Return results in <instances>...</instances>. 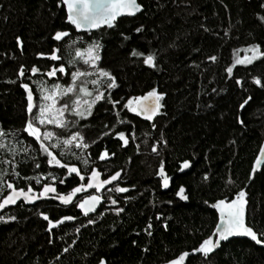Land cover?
Returning a JSON list of instances; mask_svg holds the SVG:
<instances>
[{
	"label": "trees",
	"instance_id": "trees-1",
	"mask_svg": "<svg viewBox=\"0 0 264 264\" xmlns=\"http://www.w3.org/2000/svg\"><path fill=\"white\" fill-rule=\"evenodd\" d=\"M58 2L0 0V130L9 133L2 141L8 147L0 149V162L10 161L0 163V173H6L3 179L17 188L26 190L31 185L38 193L49 183L56 194H67L84 185L92 169L107 175L120 172L116 184L128 190L105 191L116 203L105 202L87 217L75 206L86 191L77 193L70 205L47 198L5 210L0 214L5 217L0 221V264H97L101 259L108 264H169L183 252L189 253L184 264H264V247L249 239L222 243L207 258L192 252L217 224V211L211 205L230 200L245 188L264 142V57L251 64H233L249 45H259L264 52V22L260 19L264 0H139L144 7L140 14L118 19L113 28L81 33L66 22V9L57 7ZM137 27L141 32L135 31ZM56 31L69 35L56 41L52 38ZM17 36L22 47H17ZM94 40L102 45L98 66L116 81L110 90L103 81L99 90L120 103L113 108L107 99L98 101L92 115L79 119L75 127L54 131L61 138L83 133L87 149L73 145L64 149V156L59 155L60 148L51 149L62 164L77 167L84 176L81 180L75 173L48 165L34 138L22 130L28 114L20 84H29L36 100L35 82L41 79L46 84L67 85L72 71L91 70L83 62L70 66L68 61L74 59L76 48L84 49ZM54 48L61 57L58 61L47 58ZM133 49L145 55L154 53L156 67L143 64V57L130 56ZM209 56L216 60H208ZM60 64L65 66L64 75H42ZM20 65L24 77L17 75ZM33 65L41 72L29 79ZM230 66L231 75L225 70ZM254 78L261 84L256 85ZM87 87L94 90L96 86L88 83ZM153 88L164 95L152 121L123 107L129 98ZM248 97L241 109L239 105ZM117 113L123 123H117ZM117 132L125 133L126 145ZM101 152L107 153L103 160L98 159ZM183 161L192 166L181 173ZM161 163L172 177L167 191L157 177ZM13 166L19 177L11 175ZM36 176L42 177L39 185L23 179ZM182 185L187 202L176 196ZM7 192L0 187V198ZM247 200L248 225L260 237L264 232V167L247 187ZM40 212L53 221L66 216L75 219L49 231ZM12 216L15 219L9 220Z\"/></svg>",
	"mask_w": 264,
	"mask_h": 264
},
{
	"label": "snow or ice",
	"instance_id": "snow-or-ice-1",
	"mask_svg": "<svg viewBox=\"0 0 264 264\" xmlns=\"http://www.w3.org/2000/svg\"><path fill=\"white\" fill-rule=\"evenodd\" d=\"M61 5L66 9V22L74 26L78 31H91L93 29H99L102 26L113 28L115 27L117 17L122 15L132 16L141 11V5L137 3V0H59L57 7H60ZM261 7L264 8V4H262ZM260 19L264 22V17H261ZM135 31L139 33L141 32V28L137 27ZM68 35L69 33L67 31H56L52 38L56 41H60L63 37ZM124 39H128V37H124ZM16 43L17 47H22L19 36L16 37ZM75 43L76 41H71V44L74 45ZM101 47L102 45L99 41L94 40L84 49H75L74 59L69 60L68 64L71 66L80 61L83 62V64L88 65L91 70L82 71L77 68L75 71H72L70 73L71 81L67 85H62L58 81L46 84L43 79L39 82H35L37 91L39 92L38 103L34 102L33 91L29 84H20V87L23 88L26 93L27 103L25 110L28 114L25 120V126L22 130L27 133L29 137L34 138V141L39 145V151L47 157L46 163L48 165L64 168L67 170V173H75L81 180H84V176L80 175L77 167L74 165L62 164L61 159H59L51 149L60 148L61 151L59 155L64 156V149L70 150L73 145L76 149H87L89 145L84 143L83 136L79 131L72 132L70 135L61 138L60 135L49 130L48 126L52 125L55 128L66 132L69 128L75 127L79 119H86L88 116L92 115V109L98 101L107 99L108 103L112 104L113 108L120 103L119 101H113L110 95L106 97L105 93L99 90V85L105 80L107 81V89L110 90L116 87L115 78L111 73L98 66V61L100 60L99 50ZM57 51L58 49H52L51 53L47 54V58L52 61L60 60L61 57L57 55ZM243 51L245 52V55L243 57H236L233 62L234 65L251 64L260 57H264V52L260 51L259 45H249L248 48L243 49ZM249 52L251 55H248ZM129 55L138 58L143 57V64L151 68L156 67L154 53L150 52L145 55L144 53L133 49ZM37 56L45 57L46 54L37 53ZM207 59L215 61L216 57L209 56ZM225 70L231 75L233 67H227ZM28 71L29 79L31 76L41 72V70L35 65H33ZM57 73H60L61 75L66 73L64 64H60L58 67H51L49 70L43 72L42 75L51 78L56 77ZM17 75L19 77L25 76L23 65H20ZM89 76H95L96 78L91 80L86 79ZM253 82L256 85L261 84L259 78H254ZM88 83L96 86L95 89H89L87 87ZM235 83L240 85L241 81L237 79ZM163 95V93H158L156 89L153 88L143 96L129 98L123 107L129 112L135 113L137 116H142L144 119L152 121L153 117L159 113V110L162 107L160 101ZM250 99L251 97L245 99L239 107L243 109ZM60 100H64V102L59 103ZM34 108L36 109L35 112L33 111ZM116 115L117 123H123V121L119 119V113ZM67 116H72L76 119L69 120L67 119ZM239 122L243 124L242 120ZM152 127L154 128L155 124H153ZM8 135L9 133L0 130V149L8 147L2 142ZM116 136H118L125 145L128 143L124 132H117ZM153 151H156L155 146H153ZM106 156V152H101L98 159L103 160ZM0 163H10V161H2ZM83 163L87 165V160H84ZM262 164H264V144L261 145L259 154L255 158L249 174V179H252L253 174L259 170V167ZM35 166L38 168L39 164H36ZM188 167L189 162L183 161L181 170ZM5 174L6 173H0V187L6 188L9 191L7 192V195H3V197L0 198V209H3L6 205L16 204L18 200L32 203L38 199L49 198L50 194L56 193V188L49 183H44L38 193L34 191L31 185H29L26 190L24 188L14 187L12 182H6L3 179ZM11 175L13 177L20 176L19 172L15 171V166H13ZM157 175L161 177L162 187L167 188L169 186L170 178L163 170V163H161ZM119 176L120 172H116L107 179H101L100 172L96 169H92L86 185L82 184L73 188L67 195L57 193L51 198L58 199L62 204L67 205L72 202L73 196L76 193L85 191L87 188H94L96 192H99L105 185L112 181H116ZM50 178L56 180L55 176H51ZM206 178L207 177H205V179ZM23 179L34 180L35 183L39 185L42 177H23ZM63 182V179L59 180V183L63 184ZM127 190L128 189L119 186L115 188V191L120 193L126 192ZM184 193L185 189L180 187L176 192V195L181 200H187L188 197ZM245 197L246 192L244 189H241L235 194L234 198L230 200L227 198L220 199L211 205V207L216 209L219 213V222L216 224L213 234L204 239L198 247L192 249L193 253H201L207 258L210 253L219 247L221 241H227L233 236L248 237L258 245L264 244V232L260 233L261 238H258L257 232L245 222V205L247 204ZM100 199V196L88 195L81 199L79 203L75 204V206L81 209L82 213L87 216L89 212L95 210L96 205L100 203ZM111 203L115 204L116 201L111 200ZM119 211H121V209H117V212ZM39 215L47 221L49 231L64 221L75 219L74 217L66 216L53 221L43 212H40ZM8 219L14 220L15 217H8ZM4 220L5 217L0 215V221ZM88 223H94V221L89 220ZM148 228H151L150 224L148 225ZM148 234L151 235L150 232ZM213 236L216 237L215 240H213ZM49 242L51 243V240ZM64 251H68V249L65 248ZM188 255V252H183L177 259L169 261V264H184L185 258ZM99 264H105L104 260L101 259Z\"/></svg>",
	"mask_w": 264,
	"mask_h": 264
},
{
	"label": "water",
	"instance_id": "water-1",
	"mask_svg": "<svg viewBox=\"0 0 264 264\" xmlns=\"http://www.w3.org/2000/svg\"><path fill=\"white\" fill-rule=\"evenodd\" d=\"M137 3H139L140 5H141V11H139V12H137L135 15H132V16H129V15H122V16H120V17H117V20L118 19H120V18H122V17H134V16H136V15H138V14H140L143 10H144V7H143V5L139 2V0H137ZM116 20V21H117ZM71 25V24H70ZM74 27V26H73ZM104 27H106V26H102L101 28H104ZM100 29V28H99ZM98 29H93V30H91V31H84V30H76L77 32H93V31H97ZM33 97H34V102L36 103V99H35V95H34V93H33ZM33 111H35V108L33 109ZM160 111V110H159ZM158 115V114H157ZM156 115V116H157ZM156 116H154L153 117V119L156 117ZM142 117V116H141ZM143 118V117H142ZM144 119V118H143ZM152 119V120H153ZM262 144H264V142L262 143ZM258 154H259V152H258ZM257 154V155H258ZM255 161V160H254ZM189 162V167L188 168H184L183 170H180V172L181 173H183V172H186V171H188L190 168H191V166H192V163L190 162V161H188ZM254 163V162H253ZM182 165V164H181ZM263 167H264V164H262L260 167H259V170L257 171V172H255L254 174H253V176H252V179H249V182H248V184L245 186V188H243L244 189V191L246 192V197H245V199L247 200V187L249 186V184L253 181V179L255 178V176H256V174L257 173H260L261 171H262V169H263ZM164 170V169H163ZM98 172H100V171H98ZM165 172V174L170 178L169 179V186L167 187V188H164V187H162V189L164 190V191H167V190H169L170 188H171V185H172V177L171 176H169L168 174H167V172L166 171H164ZM90 177V176H89ZM110 177V176H109ZM157 177L158 178H161L159 175H157ZM100 178L101 179H107V178H104L103 177V174L100 172ZM119 179H120V176L117 178V180L116 181H112V182H110L109 184H107V185H105L103 188H108V187H110L111 185H113L114 183H116L117 181H119ZM87 182H88V180H87ZM87 182H86V184H87ZM161 183H162V181H161ZM85 184V185H86ZM15 187V186H14ZM180 187H183L184 189H185V195L188 197V195L186 194V188L182 185V186H180ZM179 190V189H178ZM9 191V190H8ZM86 192H92V191H95V189L94 188H87L86 190H85ZM59 194H63V193H59ZM68 194V193H67ZM67 194H63V195H67ZM7 195V194H6ZM56 195V193H53V194H50V196H49V198H51L52 196H55ZM76 195H77V193L73 196V200H72V202H70L69 204H67V205H70V204H72L73 202H74V200H75V197H76ZM90 195H97V196H100L101 197V199H100V203H98L97 205H96V207H95V210L94 211H92V212H89L88 213V215L87 216H90V215H92V214H95L99 209H100V207L104 204V198L100 195V194H98V193H92V194H90ZM88 196V195H87ZM177 196V195H176ZM177 198H179L178 196H177ZM43 199H47V198H42V199H38V200H36V201H34V202H32V203H28V202H25L26 204H33V203H35V202H37V201H39V200H43ZM51 199H53V198H51ZM180 199V198H179ZM55 202H57V203H59V204H62L58 199H53ZM182 201H185V202H187L188 201V199L187 200H182ZM20 202H24V201H22V200H18L17 201V203L16 204H14V205H6L3 209H0V214H2L5 210H7V209H9V208H11V207H15L18 203H20ZM79 203V202H78ZM64 205V204H63ZM76 209H77V211L78 212H80L81 213V216H83V217H87V216H85L83 213H82V211H81V209H79L78 207H76ZM217 211V210H216ZM217 215H218V221H217V223L219 222V213L217 212ZM245 222H246V224L248 225V200H247V204L245 205ZM249 226V225H248ZM214 230H215V228H214ZM214 230H213V232H214ZM254 230V229H253ZM255 231V230H254ZM213 234V233H212ZM211 234V235H212ZM257 235H258V238H260L259 237V234L257 233ZM249 239V240H251L250 238H248V237H244V236H233V237H230L227 241H221V243H220V245H219V247H217L215 250H218L219 248H220V246H221V244L222 243H225V242H228V241H230V240H232V239ZM216 239V237L215 236H213V240H215ZM252 241V240H251ZM252 242H254V241H252ZM255 243V242H254ZM258 245V244H257ZM259 246H261V247H264V244H260ZM189 256V255H188ZM187 256V257H188ZM186 257V258H187ZM185 258V259H186ZM104 260V262H105V264H108L107 263V261H106V259H103ZM97 264H99V263H97Z\"/></svg>",
	"mask_w": 264,
	"mask_h": 264
},
{
	"label": "flooded vegetation",
	"instance_id": "flooded-vegetation-1",
	"mask_svg": "<svg viewBox=\"0 0 264 264\" xmlns=\"http://www.w3.org/2000/svg\"><path fill=\"white\" fill-rule=\"evenodd\" d=\"M160 170V169H159ZM158 170V171H159ZM97 171H100L102 174H103V177L104 178H107V177H109V176H111V175H107V174H105V172H103V171H101V170H97ZM158 173V172H157ZM91 175V174H90ZM89 175V176H90ZM113 175V174H112ZM89 176H88V178H89ZM88 178H87V180H88ZM120 180V179H119ZM87 182V181H86ZM118 182V181H117ZM116 182V183H117ZM116 183H114L113 185H111L110 187H108V188H101L100 189V191L99 192H96V191H92V192H87V194L85 195V196H87V195H90V194H92V193H98V194H100L103 198H104V203L106 202V203H108V204H110L111 203V200H112V198L111 197H108V195H107V193H105V191H111L112 189H114V188H116L117 187V185H119V184H116ZM86 184V183H85ZM84 184V185H85ZM162 184V183H161ZM109 189H111V190H109ZM109 198H111V199H109ZM102 207V206H101ZM100 207V208H101ZM99 263V262H98Z\"/></svg>",
	"mask_w": 264,
	"mask_h": 264
},
{
	"label": "rangeland",
	"instance_id": "rangeland-1",
	"mask_svg": "<svg viewBox=\"0 0 264 264\" xmlns=\"http://www.w3.org/2000/svg\"><path fill=\"white\" fill-rule=\"evenodd\" d=\"M38 102H39V100H36V103H38ZM59 103H63L62 100H60ZM35 111H36V109H35ZM35 111H34V112H35ZM48 129H49V130H52V131H55L57 128H55V127L52 126V125H49V126H48ZM80 134L83 136V133L80 132Z\"/></svg>",
	"mask_w": 264,
	"mask_h": 264
},
{
	"label": "bare ground",
	"instance_id": "bare-ground-1",
	"mask_svg": "<svg viewBox=\"0 0 264 264\" xmlns=\"http://www.w3.org/2000/svg\"><path fill=\"white\" fill-rule=\"evenodd\" d=\"M261 147V146H260Z\"/></svg>",
	"mask_w": 264,
	"mask_h": 264
}]
</instances>
